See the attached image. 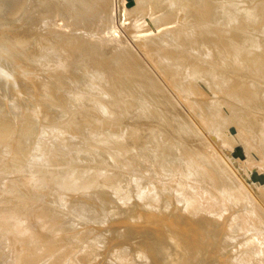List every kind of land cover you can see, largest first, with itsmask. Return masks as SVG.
Instances as JSON below:
<instances>
[{"label": "bare ground", "instance_id": "bare-ground-1", "mask_svg": "<svg viewBox=\"0 0 264 264\" xmlns=\"http://www.w3.org/2000/svg\"><path fill=\"white\" fill-rule=\"evenodd\" d=\"M228 151L264 172V0H0V264H264Z\"/></svg>", "mask_w": 264, "mask_h": 264}, {"label": "rangeland", "instance_id": "rangeland-1", "mask_svg": "<svg viewBox=\"0 0 264 264\" xmlns=\"http://www.w3.org/2000/svg\"><path fill=\"white\" fill-rule=\"evenodd\" d=\"M118 8H119L120 10H122V12H123V8L121 9V7L117 6V10H118ZM120 10H119V11H120ZM105 11H106V12L103 11V13H104L105 15L102 14L101 16H102V17H103V15H104V17L106 16V17H105L106 19H105L104 17L101 18L102 20L105 19V21H101V22H100V23H101L100 26H101V27L103 26V27L101 28V29L103 30L102 33H103V35L106 34V37H105V38H107V40H106L105 38H104V39H105V41L108 42V41H110V38H112V37H111L112 35H113V37H115V36H117L119 33L123 32L122 30L124 29V27H125V30L128 29V27H127V26H128V21L130 20V19H129V14H131V15H130V16H131V19H133V17H134V16H132V15H135V14H136L137 17H138L137 12L139 11V9H138V11L136 10V11H137L136 13H134L135 10H134V11H131L133 14H132L130 11H128V10H127V12L124 10V12L126 13V16H128L127 18H125V13H124V12L122 13L121 11H120V12H119V11H116L115 14L118 13L117 15L114 16L116 22L113 21L114 17L112 18V20L109 19V18H108L109 13H107V10H105ZM128 12H130V13H128ZM182 12H183V13H182ZM182 12H181V16L183 15L182 17H184V15H185L184 12H186V11L184 10V11H182ZM41 13H42V12H41ZM121 13H122V14H121ZM42 14H43V13H42ZM127 14H128V15H127ZM186 14L188 15V13H186ZM19 15H20V17H21V15H23V13L20 12ZM118 15H119V16H118ZM187 15H186L185 17H187ZM45 16H49L48 19H51V20L53 19V17H50V15H45ZM45 16H42V19H43V20L39 18V17H41L40 14H39V16L36 15V16L33 17L34 20L36 19L35 17H38V18L36 19V21H35V24L37 23V27H39V26L43 23V21L45 22L46 20H48L47 17L45 18ZM52 16H53V15H52ZM123 16H124V18H123ZM189 16H190V15H188V17H189ZM20 17H19V18H20ZM43 17H44L46 20H45ZM117 17H120V18H117ZM142 17H144L142 20H144V19H145V20H144V21H140V22H138L137 24H135V26H136V25H140V24H144V25H145V21H146V23H150V24H148L149 27H152V29H153V27H155L153 21L150 20V18L148 17V15H147V16H142ZM185 17L183 18V19H185V23H184V24H186V22H187L186 19H188L189 22L187 23L188 25L186 24V26H187V28H188V26H189V28H190V26H191V25H190V20H191L192 17L190 18V20H189L188 17H187V18H185ZM19 18H16V20L13 19V20H11V21H16V23H17V21L19 20ZM122 18H123V19H122ZM39 19L42 20V22H39V23H38V20H39ZM89 19H90V18H89ZM89 19L86 20V21H87V23H86L87 26H88V24H89V26L91 25L90 23H88ZM108 19H109V20H108ZM148 19H149V20H148ZM126 20H128V21L126 22ZM133 20H134V19H133ZM133 20H132L131 22H133ZM107 21H108V22H107ZM109 21H110V22H109ZM106 22H107V23H106ZM113 22H115L116 26H113V25H112V24H114ZM131 22H130V23H131ZM151 22H152L153 24H152ZM14 23H15V22H14ZM40 23H41V24H40ZM103 23H104L105 25H104ZM108 23H111V24H108ZM125 23L127 24V26H126ZM139 23H140V24H139ZM32 24H34V23L32 22ZM39 24H40V25H39ZM106 24H108V26L110 25V27L107 28L108 26H107ZM115 24H114V25H115ZM151 24H152V25H151ZM38 25H39V26H38ZM49 25H50V24H49ZM51 25H52V24H51ZM80 25L83 26V24H80ZM86 25L84 24L83 27H85ZM111 25H112V26H111ZM144 25H143V26H141V25H140V26H137V27H135V29H136V30H139L140 27H141V28H142V27L144 28L145 26H146V27L148 26L147 24H146L145 26H144ZM34 26L36 27V25H34ZM43 26H44V25H42L41 27L43 28ZM105 26H107V27H105ZM138 27H139V28H138ZM58 28H59V27H58ZM103 28H104V29H103ZM111 28H112L113 30H112ZM116 28H117V29L119 28L118 30L121 31V32H119ZM129 28H130V27H129ZM83 29H84V28H80L79 30H77V33H79L80 30H81V32H82ZM106 29H107V30H108V29H111V30H108V31H107ZM154 29H155V28H154ZM154 29H153V30H154ZM65 30H66V29H65ZM105 30H106V31H105ZM115 30H116L117 32H116ZM125 30H124L123 33H125ZM188 30H189V29H188ZM67 31H68V29H67ZM67 31H66V32H67ZM104 31H105V32H104ZM110 31H113V32H110ZM114 31H115V32H114ZM156 31H157V30H156ZM68 32H69V31H68ZM68 32H67V33H68ZM107 32H108V33H107ZM109 32H110V33H109ZM118 32H119V33H118ZM70 33H71V31H70ZM102 33H101V34H102ZM116 33H117V35H116ZM110 34H111V35H110ZM109 36H110V37H109ZM108 37H109V38H108ZM104 39H103V40H104ZM128 39H129L130 41H128ZM125 41L130 42V43H129L130 45L132 44V47L130 46L131 48H135V47L137 48V47H138V46H136L135 41H134L131 37L127 38V40H125ZM125 41H124V42H125ZM102 42H104V41H102ZM102 42H101V43H102ZM105 43H106V42H104L103 45H106ZM129 44H127V46H126V42H125L124 47H128ZM133 44H134V45H133ZM137 44H138V43H137ZM138 45L140 46V44H138ZM130 47H128V48H130ZM136 48L133 49V51H134V50L136 51V52L134 51V54H138V51H137ZM139 48H141V46H140ZM139 48H138V50L142 53L144 50L142 51V50H140ZM141 49H142V48H141ZM131 51H132V50H131ZM140 52H139V54H140ZM200 52L202 53V49L200 50ZM143 53H145V51H144ZM143 53H142V54H143ZM139 54H138V55H139ZM145 55H146V54H145ZM145 55H144V56H145ZM139 56L142 57L143 60H144V58H146V56L143 57V55H142V56L139 55ZM144 61H145L146 64H147V61H146V60H144ZM147 65H149V62H148ZM229 129H230V134H234V133L236 132V131H234V130H235L234 125H233L232 127L230 126ZM231 129H232L233 131H232ZM48 130H49V133H50L51 131H53V130L56 131V129H51V131H50V129H48ZM55 131H54V135L52 136L54 139H51L50 141H52V140L54 141V140H55L54 142H58L59 140H63L64 133L58 130V132L62 133L63 135L61 134V135H62V139H58V138H57V137L60 136V134H59V136L57 135V137H56L57 140H56L55 135H56V133L58 134V132H57V131L55 132ZM66 132L68 133V134H66V136H67V135H69L70 132H72V131H69V132H68V130H67V131H65V133H66ZM73 132H75V131H73ZM47 134H48V133H47ZM52 134H53V133H50V136H51ZM71 134H72V133H71ZM71 136H72V139H73V136H74V137L76 136L75 138H77L78 135H77L76 132H75V134H73V135H71ZM52 137H51V138H52ZM60 137H61V136H60ZM60 137H59V138H60ZM69 137H70V136H69ZM65 138H66V137H64L63 142H64L66 139H69L68 136H67L66 139H65ZM70 138H71V137H70ZM72 139H70V140H72ZM77 139H80V138L78 137ZM70 140H68V144H67V146H66V144H65L66 142H64L65 145L63 144V142L58 143L59 145H56L57 143L55 144V143H53V141H52V144H53V145H52V144L50 145V146H51V149H53V151H54V149H55V148L53 147L54 144H55V146H58V147H60V145H64V146H66V148L69 149L70 146H72V147H73V146H79V144L81 143L80 140H79L80 143L78 144V141L76 142V140L73 139V140H75V143H74V145H73V144H72V141H73V140H72V141H70ZM66 141H67V140H66ZM59 142H60V141H59ZM69 142H71V145H70ZM73 142H74V141H73ZM20 143H21V142H20ZM50 143H51V142H50ZM75 144H78V145H75ZM240 144H241V143H239V144H237V145H240ZM68 145H70V146L68 147ZM19 146L21 147L22 145L19 144ZM64 146H63V147H64ZM52 147H53V148H52ZM63 147H60V148L64 149ZM21 148H22V147H21ZM49 148H50V147H49ZM56 148H57V147H56ZM66 148H65L64 150H66ZM19 149H20V148H19ZM57 149H58V148H57ZM57 149H56V151H57ZM70 149H71V148H70ZM137 149H138V148H137ZM216 149H217V148H216ZM218 149H219V148H218ZM59 150L61 151V149H59ZM19 151H20V150H19ZM51 151H52V150H51ZM51 151H50V152H51ZM233 151H234V150H233ZM20 152H21V151H20ZM20 152H19V155L21 154ZM217 152H218V151H217ZM25 153H26V151H25ZM25 153H23V154H25ZM27 153H28V152H27ZM219 153H221L220 150H219ZM224 154H226V155H224ZM224 154H223V152H222V154H220V156H221L222 158H224V159L226 158L225 160H228L229 158H227V157H228V155H229V157L232 156L231 154H233V156L237 159V155H236L235 153H232V152L229 153V151H228L227 153L225 152ZM235 155H236V156H235ZM26 156L28 157V154H26L25 157H26ZM224 156H227V157H224ZM233 156H232V157H233ZM238 157H239V155H238ZM19 158H20V157H19ZM21 158H22V157H21ZM120 158H121V157H120ZM125 158H126L127 160H128V159L130 160L131 157L128 158V157L126 156ZM23 159L25 160V158H22V160H19V165H21V164H20V161H21V163H22ZM126 159H125V163H126V164H127V163L130 164V162H132V159H131L130 162H127ZM236 159H234V160L231 159L232 162H231L230 159H229V160L227 161V163L229 162V163L231 164L230 167H231V168L235 171V173H236V174H237V175L243 180V182L245 183V185H246L249 189L253 188V190L251 189V192H252L254 195H256V192H257V190H256V185L258 186L257 188H264V187H262V186H264V172H263L262 170L258 171L259 168H256V167H255V168L251 169L249 172H246V174L248 173V174L246 175V174H245V171L243 170L244 166H243L242 168H239V167L242 165V164H240V159H239V160L237 159V160H238L237 162H236ZM120 160H121V159H120ZM129 160H128V161H129ZM25 161H26V160H25ZM25 161L22 163V165L25 163ZM229 163H228V164H229ZM22 165H21V166H22ZM24 165L26 166V164H24ZM24 165H23V166H24ZM239 165H240V166H239ZM23 166H22V167H23ZM130 166H133V167H134V165H132V164H131ZM24 168H25V167H24ZM234 168H235L236 170H235ZM22 169H23V168H22ZM22 169H21V170H22ZM256 169H258V170H256ZM23 170H24V169H23ZM242 170H243L244 172H243ZM251 172H254V173L250 174ZM259 172H260V173H259ZM261 173H262V174H261ZM260 179H261V180H260ZM250 180H251V181H250ZM257 181H258V182H257ZM254 182H255L256 184H255ZM253 183H254V184H253ZM259 183H260V184L262 183V184L260 185ZM253 186H255V187H253ZM254 188H255V189H254ZM42 192H43L44 194H43ZM42 192L40 193V196H45V197H46L45 192H44V191H42ZM41 194H43V195H41ZM68 195H69V194H68ZM68 195H67V196H68ZM69 196H70V195H69ZM45 197H44V198H45ZM47 197H48V196H47ZM47 197H46V200H48ZM67 198H68V199H69V198L71 199V196H70V197H67ZM72 198H73V196H72ZM40 199H41V198H40ZM68 199H67V200H68ZM70 199H69V202H68V206H70V208H71L72 206L74 207L73 204H75V202H74L75 200L71 201ZM44 200H45V199H44ZM70 202H71V203H70ZM72 202H73V203H72ZM73 207H72L71 209H73ZM71 209H70V210H71ZM70 210H69V212H70ZM71 211H72V210H71ZM73 211H74V209H73ZM71 213H72V212H70L69 214H68V213H66V214H68L67 216L70 217ZM73 213H74V212H73Z\"/></svg>", "mask_w": 264, "mask_h": 264}]
</instances>
